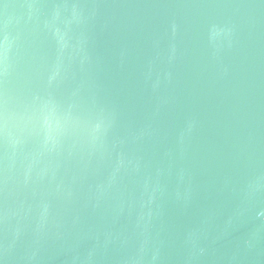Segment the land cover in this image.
<instances>
[{"label": "water", "instance_id": "95a60500", "mask_svg": "<svg viewBox=\"0 0 264 264\" xmlns=\"http://www.w3.org/2000/svg\"><path fill=\"white\" fill-rule=\"evenodd\" d=\"M0 264H264V0H0Z\"/></svg>", "mask_w": 264, "mask_h": 264}]
</instances>
